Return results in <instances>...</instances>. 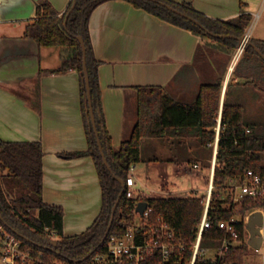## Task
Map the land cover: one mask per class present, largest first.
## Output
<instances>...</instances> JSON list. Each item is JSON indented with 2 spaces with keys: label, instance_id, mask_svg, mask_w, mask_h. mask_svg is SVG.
Segmentation results:
<instances>
[{
  "label": "crops",
  "instance_id": "1",
  "mask_svg": "<svg viewBox=\"0 0 264 264\" xmlns=\"http://www.w3.org/2000/svg\"><path fill=\"white\" fill-rule=\"evenodd\" d=\"M43 1H49L62 16L72 0H0V138L42 143L43 200L63 209L64 234L75 236L87 231L100 215L103 191L93 157L61 156L86 151L89 141L79 72H49L62 66L65 48L39 46L25 36ZM172 1L190 3L197 11L223 21L250 14L253 20L246 33L264 41V0ZM89 31L99 62L105 126L115 149L130 138L137 123V87H164L175 100L192 103L202 85L221 80L220 114L226 100L243 106L245 120L264 112V90L254 84L253 77L247 78L248 65L243 55L235 57L236 50L223 66L215 57L205 55L204 60H197L204 42L201 36L127 0L98 5L91 14ZM212 155L213 147L203 146L197 137H144L141 161L133 165L136 187L139 166L147 173L156 167L158 179L167 181L162 191L152 190V194L170 193L172 176L192 171L196 163L200 170H208V181Z\"/></svg>",
  "mask_w": 264,
  "mask_h": 264
},
{
  "label": "trees",
  "instance_id": "2",
  "mask_svg": "<svg viewBox=\"0 0 264 264\" xmlns=\"http://www.w3.org/2000/svg\"><path fill=\"white\" fill-rule=\"evenodd\" d=\"M106 1L109 0H76V6L66 23V17L74 0L62 16L49 1H43L38 5L37 18L26 29L25 36L35 40L39 46L65 48L62 66L49 72L75 69L80 74L89 147L86 151L61 153V156L67 159L93 157L103 191V207L93 225L82 234L65 236L63 209L48 205L43 200L45 153L42 143L40 141L9 142L0 138V216L3 220L0 219V222L6 228L12 227L28 238L30 241L20 237L32 247L34 255L43 254L42 262L38 264H54L56 261L87 263L89 257L107 250L108 238L111 235L125 231L124 224L131 223L135 219L137 202L141 199H128L123 195L112 229L105 242L100 244L109 226L112 209L123 190V186L116 177L126 181L131 167L141 161V144L144 137L171 136L180 139L192 136L197 137L203 146L212 147L215 141L223 91L221 80L202 85L197 99L192 103L175 100L164 87H137L138 118L135 128L130 138L124 141L120 148L115 149L112 146L102 109L98 76L99 62L93 53L89 31L93 10ZM127 1L163 20L191 30L203 39L224 44L228 49L238 48L239 38L245 35L246 29L253 20V17L247 13H242L236 19L229 21L213 19L197 11L190 3L160 0L196 18L202 23L204 29L152 0ZM206 30L213 34L226 35V37L215 38ZM78 36L84 38L87 46V68L97 126L112 171L103 161L91 123L86 98L83 51L77 39ZM251 41L261 49L264 55V41L252 38ZM203 48L202 45L199 46L198 55L204 53ZM263 55L248 45L242 58L248 65L247 78L253 77V82L258 87H264ZM221 127L217 154L219 167L216 169L214 180L216 188L209 210L211 228L204 231L202 247L215 249L221 246L226 233L220 229L219 223L232 218L238 220L240 244L230 248L218 260L199 257L196 264H245L249 250L245 243L246 232L243 221L251 210L264 207V198L245 197L239 202L225 198V190L229 188L230 180L244 178L249 170H253L264 178V123L246 121L243 106L226 100L221 113ZM248 130H250L249 133ZM204 199V196L195 194L185 197L142 199L147 200L154 208L151 221L156 222V216L162 214L175 231L177 240L185 244V249L178 253L180 261L176 263L173 260L167 264H187L190 261L205 209ZM160 260V255H157L148 259L146 264H159Z\"/></svg>",
  "mask_w": 264,
  "mask_h": 264
},
{
  "label": "built area",
  "instance_id": "3",
  "mask_svg": "<svg viewBox=\"0 0 264 264\" xmlns=\"http://www.w3.org/2000/svg\"><path fill=\"white\" fill-rule=\"evenodd\" d=\"M246 36L250 37L249 32ZM245 51V43L237 48L236 58L241 57ZM221 114L219 115L218 125L216 127V137L213 144V155L209 160L210 176L208 180L207 194L204 196L205 209L198 229L196 241L193 245L192 256L187 264H196L199 257L218 260L226 252L240 244V232L238 230V220L232 218L228 221L219 223L220 229L224 230L226 235L222 245L215 248L218 252L214 258L205 256L202 247L203 234L206 229L211 228L209 220V210L213 193L215 191V174L219 167L218 163V145L221 137ZM248 133L250 130L247 131ZM194 169L201 168L199 163L193 165ZM232 192L230 199L239 202L245 197L254 199L264 198V178L249 170L244 178L232 179L229 182V188ZM124 195L128 199L136 197V180L131 167L128 177L125 181ZM141 202H146L143 213L137 212L139 219L131 223L124 224L125 231L121 234H113L108 238L107 250L103 253H97L89 257L86 262L75 261L73 263L56 261L54 264H146L150 258L160 255L159 264H167L170 261L178 262L180 258L178 253L185 249V244L179 242L175 231L170 227L162 214L156 216V222H152L154 208L147 200L137 202V207ZM244 229L246 232L245 243L249 251L261 253L264 258V207L251 210L245 217ZM43 254L39 256L33 254L32 247L28 246L17 234L10 231L0 222V264H38L42 262Z\"/></svg>",
  "mask_w": 264,
  "mask_h": 264
},
{
  "label": "rangeland",
  "instance_id": "4",
  "mask_svg": "<svg viewBox=\"0 0 264 264\" xmlns=\"http://www.w3.org/2000/svg\"><path fill=\"white\" fill-rule=\"evenodd\" d=\"M204 47V53H201L197 60H204L203 57L206 55L208 59H214V57L221 66L229 62L230 54L234 53L237 49H228L221 46L219 43L214 42L213 40L204 39L202 44ZM206 58V59H207ZM260 90H263L264 87H258ZM264 103V102H263ZM246 121L251 122L255 121L258 123H264V112H261L260 115L256 118H246ZM264 164V159H263ZM192 171L186 172L184 175L179 177L172 176V179L169 180L168 185L170 193H160L164 197L176 196V197H185L190 195L206 196L208 181L205 178L208 175V170L194 169L193 164L191 166ZM151 173H147L146 169H143L142 166L138 167V172L136 176L138 178V186L136 187V197L135 199H149L150 195L154 198L160 197V194H152V190H161L163 185H167V181L163 182L162 179H158V176L155 175L160 173L159 169L156 167L152 168ZM146 170V171H145ZM160 178V177H159ZM199 190V191H197ZM142 193H141V192ZM162 191V190H161ZM143 193H145L143 195ZM142 195V196H141ZM146 195V196H145ZM232 192L228 189L225 190V198L230 199ZM136 219H139V215L135 212ZM216 249H207L205 251V256L208 258H214L217 254ZM245 264H264V258L261 253H258L254 250L248 251V254L245 259Z\"/></svg>",
  "mask_w": 264,
  "mask_h": 264
},
{
  "label": "water",
  "instance_id": "5",
  "mask_svg": "<svg viewBox=\"0 0 264 264\" xmlns=\"http://www.w3.org/2000/svg\"><path fill=\"white\" fill-rule=\"evenodd\" d=\"M152 1L158 3L159 5L163 6L164 8H166L169 11L173 12L174 14H176V15H178L180 17H183V18H185V19H187V20L195 23L196 25L204 28V26L202 25V23L199 20H197L196 18L190 16L189 14H187V13H185V12H183V11L177 9V8H175L174 6H172V5H170V4L166 3V2L160 1V0H152ZM75 6H76V0H74V4H73L70 12L68 13V15L66 17L65 23L67 22V20L69 18V15L74 10ZM206 32L209 35H211V36H213L215 38H223V37H226V35L213 34V33H211L208 30H206ZM77 39H78V41H79V43H80V45L82 47V51H83V71H84V79H85V85H86V98H87V103H88V108H89V114H90L91 123H92L93 129H94L95 136L97 138L98 147H99L101 156L103 158V161H104L105 165L108 167V169L110 171H112V168L110 167V164H109L108 159L106 157V154L104 152V148H103V145H102V142H101V138H100L99 130H98V126H97L96 113H95V109H94V105H93V99H92L90 76H89V72H88V68H87V46H86L85 40H84V38L82 36H78ZM239 42H240L239 46L245 43V48L248 45L249 46H252V47H254L256 49V51L260 55H263L261 49L259 47H257L251 41V38L248 37V36H246V34L243 37H240L239 38ZM116 179L123 186V190H122V192H121L118 200L116 201V203H115V205H114V207L112 209V215H111V220H110L109 226H108V228H107V230L105 232V235L102 238L100 244H103L105 242V240L107 239V237H108V235H109V233H110V231L112 229V226H113V223H114V220H115V215H116V211H117L119 202H120L121 198L124 195L125 180L123 178H119V177H116ZM146 206H147V203L146 202H141L138 205V207H137V212L143 213V211H144V209H145ZM0 219L2 220V217L1 216H0ZM9 229L12 230V232H14L15 234H17L19 237L25 239L26 241H30L28 238H26L25 236H23L22 234H20L18 231H16L12 227H9Z\"/></svg>",
  "mask_w": 264,
  "mask_h": 264
}]
</instances>
